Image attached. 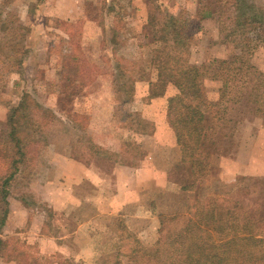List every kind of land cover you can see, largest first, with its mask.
Masks as SVG:
<instances>
[{
  "label": "rangeland",
  "instance_id": "obj_1",
  "mask_svg": "<svg viewBox=\"0 0 264 264\" xmlns=\"http://www.w3.org/2000/svg\"><path fill=\"white\" fill-rule=\"evenodd\" d=\"M49 1L0 0V132L7 129L12 108L25 93L42 106L39 110L29 106L21 112L30 117L35 128L32 125L22 135L26 163L10 189L16 209L20 204L16 199L25 200L34 220L17 227L22 221V212H18L11 227L3 231L0 227V233L10 237L4 257H16L17 264H76L59 253H41L33 233L68 235L81 222L95 217L94 228L89 229L94 233V254L88 256L80 249V257H89L94 264H133L135 254L131 253L137 247L133 240L116 245V234L130 236L121 215L110 211L97 220L99 208L94 206L56 209L55 187L76 181L72 172L104 153L116 161L132 162L128 155L117 156V151L132 156L145 152L135 145L133 132L137 129L136 111L151 97L138 102L132 85L137 78L146 81L156 72L155 66L146 64L148 49L141 51L137 45H148L151 51L162 47L149 17L158 14L156 3L164 14L188 19L189 60L202 72V96L196 107L206 111L210 103L217 104L228 125L227 136L220 138L218 151L209 158L210 176L191 202L210 196L231 197L252 214L256 209L264 212V21L255 30L239 27L245 20L243 14L264 15V0H86V17L82 14L72 19L68 16L78 0H60L62 21L43 13L44 4L51 10ZM207 14L210 20H204ZM231 30L236 34L228 36ZM8 54L14 59L6 57ZM235 56L242 57L250 70L229 73V89L222 96L218 61ZM241 64L239 61L233 67ZM244 79L249 81L247 85ZM150 91L155 96L178 93L174 85L160 80ZM188 168L181 163L173 168L170 176L176 185L185 183ZM88 189L91 187L84 184L82 192ZM108 192L111 195L112 189ZM182 203L180 199L177 213L186 211ZM88 243L80 239L78 245ZM140 243L148 248L155 245Z\"/></svg>",
  "mask_w": 264,
  "mask_h": 264
},
{
  "label": "trees",
  "instance_id": "obj_2",
  "mask_svg": "<svg viewBox=\"0 0 264 264\" xmlns=\"http://www.w3.org/2000/svg\"><path fill=\"white\" fill-rule=\"evenodd\" d=\"M152 1L156 2L148 0ZM155 9L158 14L151 16L150 13L149 17L153 18L151 23L156 28L154 37L162 47L148 50L147 59L151 58L159 80L174 85L178 91L169 101L167 119L182 150L181 164L189 166L181 188L193 191L210 176L209 158L218 151L220 138L227 136L225 130L228 125L222 112L217 110V104L210 103L206 111L196 107L195 103L202 96L199 83L202 72L201 67L192 65L189 60L188 19L164 14L161 4L156 3ZM243 16L244 23L239 27H245V30L250 27L258 29L264 21V15L260 13ZM234 34L231 30L228 36ZM24 53H27L26 49ZM6 57L14 59L10 54ZM241 58L235 56L233 60L218 61V79L222 80L220 95H227L229 73L250 70ZM239 61L241 66L233 67ZM248 82L244 79L243 84ZM29 106L38 110L42 107L31 94L25 93L18 106L12 108L7 129L0 132L1 225L9 213L7 198L12 183L22 173V165L26 163L27 150L22 135H26V129L33 124L30 117L21 112ZM250 212L235 198H197L186 206L184 213L160 217L159 238L153 247L143 246L138 239L130 236L121 238V242L130 239L137 245L131 253L135 254L131 260L133 264H264V212L259 209L253 211L254 214ZM7 247L8 242L0 237V250ZM120 255L118 253V257ZM129 255L125 256L129 258Z\"/></svg>",
  "mask_w": 264,
  "mask_h": 264
},
{
  "label": "crops",
  "instance_id": "obj_3",
  "mask_svg": "<svg viewBox=\"0 0 264 264\" xmlns=\"http://www.w3.org/2000/svg\"><path fill=\"white\" fill-rule=\"evenodd\" d=\"M59 1H49V4L52 5V8L49 7L51 10L45 9L46 4H44L43 13L54 14L58 18L61 17L62 21L64 19L62 18L63 11L60 12ZM75 1L77 2V0ZM85 4L86 0H78L77 4L72 6L68 17L72 19V17L83 14V18H85L86 13L89 12ZM210 19V17H207L204 20ZM65 20H68V18ZM137 45L141 51L146 49L150 51L148 45L145 47L139 43ZM144 57L146 64L153 67L151 58L147 59V54ZM132 63L135 64L136 62ZM155 71L147 79L148 81H140L142 78H137L132 85V93H135L138 102L146 97H151L146 101L144 100L136 111L138 119L134 128L137 129L133 132L135 145L138 144L139 148L145 152L140 150L138 154L136 152L132 156L126 151H117L119 153L117 156L125 158L128 155L132 162H120L116 159H110V155H107V153L97 156L93 159L95 162L82 166V169L80 168L76 173L72 172L75 174L76 181H72L70 184L56 185L57 202L54 207L64 209L69 205L94 206L99 208L97 220H99V216L103 217L105 215L103 213L114 211L113 213L122 216L125 232L147 246H153L158 240L160 217L174 214L176 208L179 207L180 199L183 200V206L190 204L192 198L198 196L197 192L202 186L200 185L196 191H184L181 188L182 184L176 185L170 176L173 168L181 163L183 156L175 133L167 119L169 101L175 96V93H163L161 96L150 93L151 85L159 80L157 69ZM84 184L91 187V190L88 189L87 193L82 192ZM41 186L45 187L46 185ZM111 189L112 194L110 195L108 191ZM94 191L97 192L96 195H94ZM44 198L46 201L49 200L48 195H44ZM7 201L9 213L5 223L0 224L2 231L11 227L18 212H22V221L18 222L17 227L29 225L34 220L30 213L31 205L26 203L25 200L18 201L16 199V202L20 203L18 209H16L18 205L12 203L10 193ZM105 206H110V210H106ZM94 219L95 217L90 218L89 221L81 222L74 232L64 236L62 234L50 236L41 231L34 232L33 234L38 241V250L41 253H59L64 258L73 259L72 261L76 264H94L89 257H80L82 255L80 249H84L88 256L94 254L92 253L94 248L91 245L94 233L89 230L91 227L94 228ZM31 234L27 233V235ZM6 236L0 233V237L8 242L9 247L10 237L5 238ZM124 237V234H116V240H119H117V247H119V242L122 243L121 238ZM32 238L30 236V239ZM62 239H65V241L61 242ZM80 239H86V243L89 240V243L79 246ZM7 248L0 250V264H17L16 257H4L3 252Z\"/></svg>",
  "mask_w": 264,
  "mask_h": 264
}]
</instances>
